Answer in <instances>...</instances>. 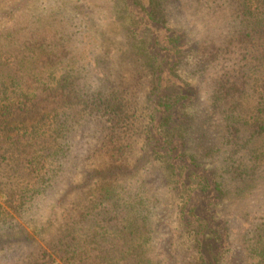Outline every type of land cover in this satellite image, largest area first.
I'll list each match as a JSON object with an SVG mask.
<instances>
[{
    "label": "trees",
    "instance_id": "trees-1",
    "mask_svg": "<svg viewBox=\"0 0 264 264\" xmlns=\"http://www.w3.org/2000/svg\"><path fill=\"white\" fill-rule=\"evenodd\" d=\"M0 264H264V0H0Z\"/></svg>",
    "mask_w": 264,
    "mask_h": 264
},
{
    "label": "rangeland",
    "instance_id": "rangeland-1",
    "mask_svg": "<svg viewBox=\"0 0 264 264\" xmlns=\"http://www.w3.org/2000/svg\"><path fill=\"white\" fill-rule=\"evenodd\" d=\"M174 17H177V19H182L183 17L181 15H173ZM185 19V18H184ZM188 23V21H187ZM166 32L163 28H161V39L163 36H166ZM192 41V42H191ZM205 36L204 32H201V27H196L195 31L193 33H190V38H189V44L191 42L189 50H187L180 62V65L178 67L177 73L184 79L187 77L190 78L189 83L192 85L197 83V80L199 78V75L195 73L196 66L198 65L197 63L200 62V59L203 58L205 55L208 53V49H206L205 46L208 45L205 44ZM177 82V81H176ZM182 115H180L181 117ZM186 116V115H185ZM184 119V116L181 117ZM185 120V119H184ZM209 128L213 130L215 128L214 125H210ZM212 159H209L207 161V165H210L212 163ZM224 207V206H223ZM224 215L230 214V211L228 208H225L223 211Z\"/></svg>",
    "mask_w": 264,
    "mask_h": 264
}]
</instances>
